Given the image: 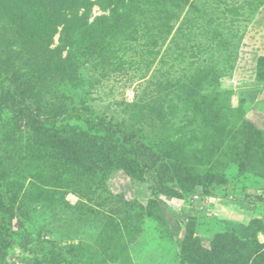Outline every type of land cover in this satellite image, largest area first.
<instances>
[{"label":"rangeland","instance_id":"1","mask_svg":"<svg viewBox=\"0 0 264 264\" xmlns=\"http://www.w3.org/2000/svg\"><path fill=\"white\" fill-rule=\"evenodd\" d=\"M236 1L240 3L242 0ZM29 8L36 12L28 19L21 10H13L11 0H0L2 56L12 57L21 53L24 57V40L39 27L44 13L41 7L39 12L32 6ZM87 13L90 23L96 18H110L108 10L102 11L96 5L90 7ZM105 22L108 25L111 23ZM60 31L61 28H58L52 37L51 49L59 45ZM241 31L244 38L239 42V58L233 76L220 81V91L226 93L219 97L220 103L224 106L228 103L234 110L227 112L224 109L222 114L231 133L217 154L212 149L211 154L216 160L209 166L191 165L207 159L202 142L194 144V147L189 145L191 131L199 130L201 123L189 107L180 108L183 115L185 111L191 117L192 125L187 126L183 116L173 118L172 114L168 115L169 124H163L165 126L161 129L168 130L170 139L163 149L165 159L162 169L156 171L151 163L150 167L142 163L145 167L142 172L133 173L122 168L114 170L106 178L88 179L85 182L88 190L83 191L88 193L90 204L85 206L84 203L85 208L80 207L83 206L82 200L77 194L68 192L65 201L71 209L64 210L63 216L58 210L63 190L59 187V166L55 170L58 156L52 149V133L42 138L37 136L13 111L0 117V208L12 206L20 215L17 208L21 206L29 213L32 224L49 225L51 228V235L47 238H36L29 223L18 228V218L9 217L10 232L6 237H0V254H4L6 261L9 264H32L34 258L42 259L45 254L48 260L54 259V264H244L247 256L264 250V164L260 167L256 162L264 145V65L257 61L259 57H264V7L254 20L247 25L242 24ZM105 35L107 31L98 32L100 37ZM236 43L232 42L233 45ZM168 48L167 43L162 48V57L167 54ZM199 64L196 62L195 65ZM181 65L177 60L160 58L143 80H135L126 86L125 79L117 76L116 79H107L109 81L97 76L99 84L85 89L87 96L84 104L96 115L116 123L130 120L131 113L124 109L123 103L130 104L143 93L150 95L152 83H175ZM43 69H31V72H36L34 75L44 82L46 90L41 94L44 96L43 105L52 114L55 112L52 109L57 108L53 99L57 95L46 94L53 92L59 82L50 80L52 76ZM259 71L263 73L261 77L257 76ZM145 73L142 70L140 75ZM64 94L67 104L72 107H77L83 100V93L79 94L76 89L67 90ZM161 95L164 96V93ZM79 96V99L73 98ZM208 100L212 101V98ZM163 111L168 112L165 108ZM241 112L245 114L246 122H241ZM140 114L138 111L139 120ZM148 117L151 118V113ZM159 121L160 116L157 115V126L162 125ZM171 124L174 126L171 127ZM245 126L259 132L255 137L258 141L251 143V151L243 150L238 156H232L233 150L239 148V152L244 142L250 140L247 131L241 132ZM134 128L138 130L139 123L136 122ZM235 132L241 135L239 147L238 139L234 138ZM104 135L100 136H106L110 143L122 146L126 143L121 135L113 138ZM256 144H259V149ZM141 156L143 158L144 155ZM254 165L256 168H253ZM176 172L183 179H190L191 174H223L226 180L211 199L193 202L199 191H205L204 186L197 184L193 189L188 188V183L180 186L172 177ZM253 175L262 180L251 182L249 179L254 178ZM242 183H246L245 188H242ZM207 187H213L211 191H214V185L207 182ZM247 197L256 205L253 213L245 215V209L249 208ZM42 240L45 242L41 243ZM202 257L209 261L204 262ZM251 262L252 259L248 264H256Z\"/></svg>","mask_w":264,"mask_h":264},{"label":"trees","instance_id":"2","mask_svg":"<svg viewBox=\"0 0 264 264\" xmlns=\"http://www.w3.org/2000/svg\"><path fill=\"white\" fill-rule=\"evenodd\" d=\"M11 4L13 10H21L28 19L36 12L29 8L31 6L37 11L39 7L43 8L44 13L39 27L30 32L31 37L24 40V57L21 53L12 57L0 54V117L13 111L37 136L46 137L52 133V149L58 156L55 170L59 166V187L63 190L62 197L60 196L62 204L58 209L61 215L65 216L64 210L69 208L65 201L68 192L78 195L83 204L80 207H84V203L85 206L90 204L88 193L83 191L88 190L85 185L88 179L106 178L114 170L122 168L133 173L142 172L145 168L142 163L156 171L162 169L165 159L163 149L170 139L168 130L161 129L165 126L163 124H169L168 115L172 114L173 118L183 116L185 124L192 125L191 117L185 111L183 115L180 108L189 107V111L201 123L199 130L191 131L189 145L194 147L202 142L207 159L191 165L209 166L216 160L211 154L212 149L217 154L225 138L231 133L223 119V111H234L230 104L224 106L220 103L219 97L226 95L220 91V81L233 76L239 58V42L244 38L241 26L254 20L264 7V0H242L240 3L236 0H11ZM93 5L102 11L108 10L110 18H96L90 23L87 11ZM105 21H110V25ZM58 28H61L59 45L51 49L52 37ZM102 30L107 31L104 37L98 36V32ZM233 41H237V45H233ZM167 43L169 48L163 57L182 64L178 78L175 83H152L150 95L143 93L130 104L124 102V109L131 113L130 120L116 123L96 115L95 111H90L88 105L84 104L87 96L85 89L99 84L97 76L106 81L116 79L117 76L125 79V86L135 80H143L160 58H163L162 48ZM257 61L264 65V57H259ZM196 62L200 64L196 66ZM172 65L171 70L174 69V64ZM41 68H45L43 71L52 76L50 80L59 82L53 92L46 94L57 95L53 98L57 102V108L52 109L55 111L52 114L43 105L44 96L41 94L46 90L44 82L34 75L36 72H31V69ZM142 70L146 72L144 76L140 75ZM157 72L156 70L155 73ZM152 74L154 77L155 74ZM261 74L263 73L259 71L257 76L261 77ZM73 89L79 94L83 93V100H80L77 107L69 106L64 94ZM167 97L172 99L167 101ZM69 99L71 101L72 97L69 96ZM164 108L168 110L167 113H164ZM138 111L141 112V121L138 119ZM149 113L151 118H146ZM157 115L160 116V126L155 124ZM239 115L241 122H246L245 114L241 112ZM136 122L139 123L138 130L134 128ZM245 131L250 140L244 142L245 149L242 148L239 152V148L233 150L232 156H238L243 150L251 151V143L258 141L255 140L258 131H252L246 126L241 129V132L246 133ZM101 134L109 135L110 138L121 135L126 143L123 146L110 143ZM234 136L238 139L239 147L241 135L235 132ZM156 138L158 141H155ZM206 140L209 141L208 144ZM257 145L259 144H256L259 149ZM260 152L261 157L256 162L262 167L264 145ZM141 154L144 155L143 158ZM1 176L0 170V178ZM172 177L180 186L184 187L188 183L189 189L202 184L205 191H199L196 195L202 202L212 197L226 180L223 174H191L190 179H183L176 172ZM253 177L249 179L253 183L262 180L254 175ZM157 178L159 180L160 176ZM207 182L214 185V191H211L213 187H207ZM245 184L242 183V188H245ZM247 201L248 213H253L256 203L249 197ZM17 209L20 215L15 213L16 208L12 206L0 208V237L9 234L10 219L14 217L18 218V228L29 223L36 238L44 239L51 235L49 225L32 224L27 210L21 206ZM263 258L264 250H259L247 256L243 262L248 264L252 259L251 263L264 264ZM201 259L209 261L208 258ZM0 264H9L4 254H0ZM32 264H54V259L48 260L44 254L42 259L34 258Z\"/></svg>","mask_w":264,"mask_h":264},{"label":"built area","instance_id":"3","mask_svg":"<svg viewBox=\"0 0 264 264\" xmlns=\"http://www.w3.org/2000/svg\"><path fill=\"white\" fill-rule=\"evenodd\" d=\"M211 199V198H206V200ZM193 202H199V197L198 196H194L192 199Z\"/></svg>","mask_w":264,"mask_h":264},{"label":"crops","instance_id":"4","mask_svg":"<svg viewBox=\"0 0 264 264\" xmlns=\"http://www.w3.org/2000/svg\"><path fill=\"white\" fill-rule=\"evenodd\" d=\"M245 212H246V213H245ZM244 214H245V215H248V214H249L247 209H245Z\"/></svg>","mask_w":264,"mask_h":264}]
</instances>
